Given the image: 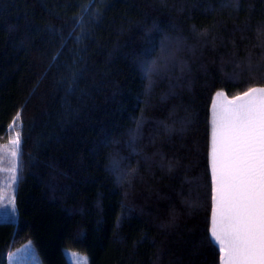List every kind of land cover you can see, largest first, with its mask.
<instances>
[{"label": "trees", "instance_id": "obj_1", "mask_svg": "<svg viewBox=\"0 0 264 264\" xmlns=\"http://www.w3.org/2000/svg\"><path fill=\"white\" fill-rule=\"evenodd\" d=\"M264 87V0H0V144L43 264H224L211 237L217 93ZM15 238V239H14Z\"/></svg>", "mask_w": 264, "mask_h": 264}, {"label": "snow or ice", "instance_id": "obj_2", "mask_svg": "<svg viewBox=\"0 0 264 264\" xmlns=\"http://www.w3.org/2000/svg\"><path fill=\"white\" fill-rule=\"evenodd\" d=\"M211 131L214 208L211 237L226 264H264V87H252L227 100L217 93ZM21 122L18 111L12 127ZM21 133L11 141L20 151ZM15 167L12 168L15 180ZM14 203V202H13ZM82 264H88L81 257Z\"/></svg>", "mask_w": 264, "mask_h": 264}, {"label": "rangeland", "instance_id": "obj_3", "mask_svg": "<svg viewBox=\"0 0 264 264\" xmlns=\"http://www.w3.org/2000/svg\"><path fill=\"white\" fill-rule=\"evenodd\" d=\"M17 131L22 133L21 122H18L15 128H13L12 125L10 126V129L8 131V141L9 142L15 138V134ZM21 145H22V134H21ZM20 153H21V146H20V151L15 160L11 156V145L8 142H3L0 144V161L2 162L6 160L7 165H9L10 167V169L7 170V174L9 175V183H13L14 181L13 174H12V166H14V160H15L19 167ZM7 188L10 189L9 186ZM6 204L7 203L3 204L4 205L2 207L3 210L5 209ZM216 243L219 245V242L216 241ZM66 255L69 259L70 264H82L81 257H86L88 260V255L81 251L67 249ZM11 257H12L11 264H39V263L41 264L39 254L34 244L31 241L27 242L26 244L22 246H18V248H16V250L12 253ZM224 264H226V261L224 262Z\"/></svg>", "mask_w": 264, "mask_h": 264}, {"label": "bare ground", "instance_id": "obj_4", "mask_svg": "<svg viewBox=\"0 0 264 264\" xmlns=\"http://www.w3.org/2000/svg\"><path fill=\"white\" fill-rule=\"evenodd\" d=\"M6 136H8V132ZM7 142L11 145V141L9 142L7 140ZM15 160H14V166H12V168L15 167L16 169L15 180L13 181V183H9V175L7 174V170L10 169V167L9 165H7V161L6 160L2 162L0 161V224L4 222H14L17 226L18 221H19V208H18V203H17V194H18V186H19V181H20V169ZM19 163H20V157H19ZM8 186L10 187V189L7 188ZM4 203H7L9 205L6 204V207L3 210L2 207L4 206L3 205ZM29 241L33 243L32 240H27L24 242V244H26ZM22 245H19V246H22ZM16 248H18V246H13V244L8 246L7 251L4 254L5 264H11V258H12L11 256H12V253L16 250ZM66 250H65V254H66ZM75 251H78V250H75ZM222 252L223 251L221 250L220 251L221 257H222ZM223 261H225V259ZM41 264L43 263L41 262Z\"/></svg>", "mask_w": 264, "mask_h": 264}, {"label": "water", "instance_id": "obj_5", "mask_svg": "<svg viewBox=\"0 0 264 264\" xmlns=\"http://www.w3.org/2000/svg\"><path fill=\"white\" fill-rule=\"evenodd\" d=\"M224 256H225V253L222 252V257H221V260H222V261L224 260Z\"/></svg>", "mask_w": 264, "mask_h": 264}]
</instances>
